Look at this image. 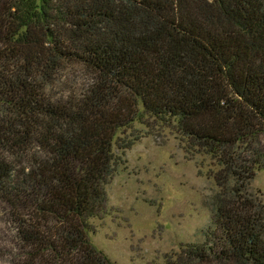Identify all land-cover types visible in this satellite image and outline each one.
<instances>
[{"label": "trees", "instance_id": "obj_1", "mask_svg": "<svg viewBox=\"0 0 264 264\" xmlns=\"http://www.w3.org/2000/svg\"><path fill=\"white\" fill-rule=\"evenodd\" d=\"M64 62L92 79L56 99ZM150 121L219 167L212 230L174 264H264V204L247 194L264 169V0H0V195L18 264H114L90 220L114 146L134 141L118 132Z\"/></svg>", "mask_w": 264, "mask_h": 264}, {"label": "rangeland", "instance_id": "obj_2", "mask_svg": "<svg viewBox=\"0 0 264 264\" xmlns=\"http://www.w3.org/2000/svg\"><path fill=\"white\" fill-rule=\"evenodd\" d=\"M91 79L80 64L64 62L49 79L54 86L50 94L68 97ZM148 124L134 123L118 132V139L134 141L124 151L122 141L114 146L120 163L106 186L102 214L90 220L91 244L114 264H174L186 247L203 244L212 230L216 162L191 151L172 127ZM247 194L264 204V169L256 172ZM10 210L0 195V264H18L25 254L16 241ZM190 264L236 263L210 256Z\"/></svg>", "mask_w": 264, "mask_h": 264}]
</instances>
